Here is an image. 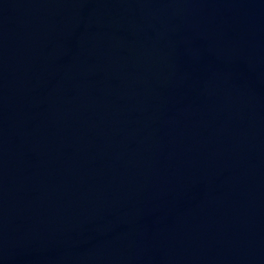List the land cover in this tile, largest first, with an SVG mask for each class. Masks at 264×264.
<instances>
[{
  "label": "water",
  "instance_id": "1",
  "mask_svg": "<svg viewBox=\"0 0 264 264\" xmlns=\"http://www.w3.org/2000/svg\"><path fill=\"white\" fill-rule=\"evenodd\" d=\"M0 264H264V0H0Z\"/></svg>",
  "mask_w": 264,
  "mask_h": 264
}]
</instances>
